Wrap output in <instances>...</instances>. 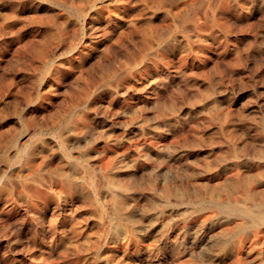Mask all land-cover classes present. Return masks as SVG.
Instances as JSON below:
<instances>
[{"label": "rangeland", "instance_id": "obj_1", "mask_svg": "<svg viewBox=\"0 0 264 264\" xmlns=\"http://www.w3.org/2000/svg\"><path fill=\"white\" fill-rule=\"evenodd\" d=\"M152 1L0 0V264H264V0Z\"/></svg>", "mask_w": 264, "mask_h": 264}, {"label": "bare ground", "instance_id": "obj_2", "mask_svg": "<svg viewBox=\"0 0 264 264\" xmlns=\"http://www.w3.org/2000/svg\"><path fill=\"white\" fill-rule=\"evenodd\" d=\"M147 1V0H146ZM149 1V0H148ZM154 1V0H153ZM152 1V2H153ZM166 0H158L157 1V5H159V7H161L163 4H164V2H165ZM225 0H178L177 1V3L174 5L175 6V9L177 10L176 12H175V17L176 18H178L179 19V17H181L182 15L180 14V10H182V12H184V15L185 16H183V18H188V17H190L191 16V14L193 13V12H195V11H197L198 9H204V11H205V19H207V12H208V10H211L212 9V7H214V6H216L218 3H220V2H224ZM228 1V0H227ZM229 1H231V0H229ZM236 1H241L242 3H244V5H245V3H248L250 0H236ZM260 1V0H259ZM151 2V3H152ZM154 3V2H153ZM228 3V2H227ZM239 3V2H238ZM257 3V2H256ZM259 3H261V2H259ZM264 3V2H263ZM147 4V3H146ZM221 4V3H220ZM231 4V3H230ZM253 4H254V2H253ZM150 5V4H149ZM235 5V4H234ZM237 5V4H236ZM243 5V6H244ZM252 5V4H251ZM256 5V4H255ZM232 6V5H231ZM239 6V5H238ZM259 6H261V5H259ZM249 7V6H248ZM252 7V6H251ZM221 8V7H220ZM235 8H236V6H235ZM94 9V8H93ZM156 9H157V7H156ZM201 9V10H202ZM247 9V8H246ZM243 10H244V8H243ZM251 10H253V9H251ZM250 10V11H251ZM203 11V10H202ZM246 11V10H245ZM256 11H257V9H256ZM198 12V11H197ZM219 12V11H218ZM247 12V11H246ZM254 12V11H253ZM196 13V12H195ZM202 13V12H201ZM243 13V12H242ZM242 13H240V14H242ZM244 14V13H243ZM251 14V13H250ZM218 15V14H217ZM248 15V14H247ZM219 16V15H218ZM222 16V15H221ZM244 16H246L245 14H244ZM196 17H197V15H196ZM200 17V16H199ZM215 17V16H214ZM217 17V16H216ZM256 17V16H255ZM202 18H204V17H202ZM201 18V19H202ZM168 20H169V18H167ZM200 19V18H199ZM214 19V18H213ZM177 20V19H176ZM197 21V20H196ZM200 21V20H199ZM202 21V20H201ZM209 21V20H208ZM166 22H167V20H166ZM206 22V21H205ZM221 22V21H220ZM181 23V22H180ZM204 23V22H203ZM151 24V23H150ZM179 24V23H178ZM170 25H171V23H170ZM180 25V24H179ZM161 26H163L162 24H161ZM164 26H165V24H164ZM169 26V25H168ZM222 28H224L223 26H221ZM221 27H220V29H221ZM226 27V26H225ZM163 29V28H162ZM205 29V28H204ZM149 30V29H148ZM155 30V29H154ZM169 30V29H168ZM167 30V31H168ZM227 30H229V29H227ZM241 30V29H240ZM253 30V29H252ZM156 31V30H155ZM170 31V30H169ZM239 31V30H238ZM246 31V30H245ZM224 32H226L227 33V31L225 30ZM253 32V31H252ZM164 33H166V31L164 32ZM232 33H234V32H232ZM250 33V32H249ZM148 34V33H147ZM230 34V33H229ZM245 34H246V32H245ZM244 34V35H245ZM234 35V34H233ZM243 35V36H244ZM202 36V35H201ZM235 36H236V34H235ZM217 37V36H216ZM192 38V37H191ZM234 38H236V37H234ZM245 38V37H244ZM210 39V38H209ZM208 39V40H209ZM205 40V39H204ZM230 40H231V38L229 39V41H228V43L227 44H229V42H230ZM237 40V39H236ZM241 40V39H240ZM213 41V40H212ZM211 41V42H212ZM221 42V41H220ZM208 43V42H207ZM213 43V42H212ZM230 43H232V41L230 42ZM180 45V44H179ZM178 45V46H179ZM205 45V44H204ZM217 45V44H216ZM230 45V44H229ZM177 46V45H176ZM184 46H185V44H184ZM201 46H203V45H201ZM182 47V46H181ZM214 47V46H213ZM228 47V46H227ZM173 48V47H172ZM187 48V47H186ZM206 49V48H205ZM214 49H215V47H214ZM226 49V48H225ZM182 50V49H181ZM180 50V51H181ZM223 50V49H222ZM228 50V49H227ZM168 51V50H167ZM184 51H187L186 49L184 50ZM206 51V50H205ZM212 51H213V49H212ZM168 52H170V51H168ZM167 52V53H168ZM180 53V52H179ZM230 53H231V51H230ZM184 54V53H183ZM204 54V53H203ZM188 55H189V52H188ZM170 56V55H169ZM186 56V55H185ZM196 57V56H195ZM198 57V56H197ZM196 57V58H197ZM187 58H188V56H187ZM195 58V59H196ZM26 139V138H25ZM21 140H22V138H21ZM21 140H19L18 142H17V149L20 151V148H22L25 144L23 143V141H21ZM12 156V155H11ZM262 156V155H261ZM259 164V163H258ZM261 165V164H260ZM263 166V165H262ZM263 168V167H262ZM260 169H261V167H260ZM262 170V169H261ZM264 170V169H263ZM260 171V170H259ZM259 174V173H258ZM111 175H113V174H111ZM110 175V176H111ZM113 178H114V176H113ZM259 180V179H258ZM118 181V180H117ZM134 182V181H133ZM258 183H259V181H257ZM261 183H263V181L261 182ZM124 185H126L125 183H124ZM260 185V184H259ZM259 185H257V186H259ZM76 186V185H75ZM74 186V187H75ZM239 187V186H238ZM255 187V186H254ZM260 187V186H259ZM262 187V186H261ZM76 188V187H75ZM240 188V187H239ZM239 188H237L236 187V189H238V191L240 190ZM77 189V188H76ZM249 189V188H248ZM74 190V189H73ZM255 191H256V189H254ZM263 190V189H262ZM260 192H262V191H260ZM79 193V192H78ZM250 193V191H248L247 192V194H249ZM103 194V193H102ZM246 194V193H245ZM82 196V195H81ZM262 196H264L263 194H262ZM86 197V196H85ZM125 197V196H124ZM137 197V196H136ZM145 197V196H144ZM104 198V197H103ZM107 198H109V197H107ZM123 198V197H122ZM143 198V197H142ZM145 198H147V197H145ZM215 198H218V197H216L215 196ZM140 199V198H139ZM144 199V198H143ZM148 199V202H149V198H147ZM223 199V198H222ZM107 200V199H106ZM109 200V199H108ZM230 200V199H229ZM157 201V200H156ZM233 201H234V199H233ZM238 201V200H237ZM243 201V200H242ZM124 202H125V200H124ZM134 202V201H133ZM257 203H255L254 204V207L253 206H250L248 203H246V204H244L243 206H239V207H234V206H227L228 204H226V206H224V205H222V207H221V209H220V211H221V213H223V214H226V215H228V216H234V217H238L240 220H243V219H247V220H251L252 221V224H253V226H254V228H255V232H253V236H254V241H255V243H256V245H258V246H262L263 247V244H264V197H261L258 201H256ZM127 203V202H126ZM234 203H238V202H234ZM241 203V202H240ZM125 204V203H124ZM123 204V205H124ZM147 204V203H146ZM149 204V203H148ZM152 204V203H151ZM140 205H141V203H140ZM144 205V204H143ZM160 205V204H159ZM238 205V204H237ZM147 207V206H146ZM133 208H135V207H133ZM136 208H138L137 206H136ZM143 208H145L144 206H143ZM148 208V207H147ZM151 208H152V206H151ZM109 209V208H108ZM150 209V208H149ZM144 210H146V209H144ZM145 212V211H144ZM218 212V211H217ZM167 213V212H166ZM145 214H147L148 215V213L147 212H145ZM202 214H200V216H201ZM142 216V215H141ZM133 217V216H132ZM136 217V216H135ZM134 217V218H135ZM199 217V216H198ZM142 218V217H141ZM153 218V217H152ZM136 219V218H135ZM143 219H144V217H143ZM201 219H202V217H201ZM201 219H200V221H201ZM151 220V219H150ZM158 220V219H157ZM205 220V219H204ZM204 220H203V222H204ZM159 221V220H158ZM150 222V221H149ZM235 222V221H234ZM97 223V222H96ZM205 223V222H204ZM225 223V222H224ZM223 223V224H224ZM236 223V222H235ZM243 223V222H242ZM99 224V223H98ZM145 224V223H144ZM149 224V223H148ZM216 224V223H215ZM222 224V223H221ZM226 224H227V222H226ZM229 224V223H228ZM238 224V223H237ZM248 224V223H247ZM246 224V225H247ZM235 226H236V224H234ZM233 225V226H234ZM250 225V224H249ZM158 226V225H157ZM230 226V225H229ZM231 226H232V223H231ZM230 226V228H232ZM100 227V226H99ZM219 228H220V226H218ZM238 227V226H237ZM236 227V228H237ZM247 227H249L250 228V226H247ZM147 228H148V226H147ZM146 228V229H147ZM149 228H150V224H149ZM148 228V229H149ZM222 228V227H221ZM138 229H140V228H138ZM225 229H227V227L225 228ZM251 229V228H250ZM154 230V229H153ZM152 230V231H153ZM170 230V229H169ZM222 230V229H221ZM220 230V232H222ZM244 231L245 230V228L241 225V226H239V229H238V231ZM249 230V229H248ZM101 231V230H100ZM162 231V230H161ZM225 231H227V230H225ZM115 232H116V234H121L122 233V230H121V228H119L118 226L116 227L115 226ZM246 232V231H245ZM244 232V233H245ZM147 233V232H146ZM149 233V232H148ZM229 233V232H228ZM159 234H160V232H159ZM159 234H158V236H159ZM222 234V233H221ZM227 234V233H226ZM226 234H224V235H226ZM161 235V234H160ZM173 235H175V234H173ZM208 235V234H207ZM228 235V234H227ZM233 235V233L231 234V236ZM122 236V235H121ZM154 236H155V234H154ZM163 235H161V237H162ZM248 236H249V234H248ZM140 237V236H139ZM210 236H208V238H209ZM224 237V236H223ZM127 238H128V236H127ZM143 238V237H142ZM145 238V237H144ZM159 238V237H158ZM157 238V239H158ZM176 238V237H175ZM175 238L173 239V240H175ZM122 239H124V238H122ZM130 239V238H129ZM160 239V238H159ZM168 239V238H167ZM204 239V238H203ZM202 239V240H203ZM207 239V238H206ZM201 240V241H202ZM209 240V239H208ZM96 241H98V240H96ZM112 240H110V242H111ZM114 241V240H113ZM112 241V242H113ZM122 242L124 241V240H121ZM130 241V240H129ZM138 241V240H137ZM163 241V240H162ZM168 241V240H167ZM176 241H177V239H176ZM111 242V243H112ZM119 242V241H118ZM128 242V241H127ZM152 242V241H151ZM154 242V241H153ZM161 242V241H160ZM218 242V241H217ZM114 243V242H113ZM198 243V242H197ZM241 243L243 244L244 243V240L242 239L241 240ZM251 243V242H250ZM254 243V242H253ZM252 243V244H253ZM136 244V243H135ZM155 244H156V242H155ZM203 244H204V242H203ZM207 244V243H206ZM216 244V243H215ZM219 244V243H218ZM222 244V243H221ZM237 244V243H236ZM118 245V244H117ZM126 245H127V243H126ZM141 245H143V244H141ZM151 245V244H150ZM154 245V244H153ZM225 245H226V243H225ZM254 245V244H253ZM116 246V245H115ZM137 246H138V244H137ZM147 246H149V245H147ZM146 246V247H147ZM195 246V245H194ZM232 245H230V247H231ZM237 246V245H236ZM255 246V245H254ZM94 247V246H93ZM109 247V246H108ZM107 247V248H108ZM110 247H111V245H110ZM127 247V246H126ZM151 247V246H150ZM149 247V248H150ZM152 247H154V246H152ZM157 247V246H156ZM234 247V246H233ZM232 247V248H233ZM244 247V246H243ZM247 247V246H246ZM118 248V247H117ZM145 248V247H144ZM148 248V247H147ZM155 248V247H154ZM201 248H202V246H201ZM203 248H204V246H203ZM219 248H221V247H219ZM224 248V247H223ZM229 248V247H228ZM250 248V247H249ZM260 248V247H259ZM116 249V248H115ZM121 249V248H120ZM141 249V248H140ZM217 249V248H216ZM215 249V250H216ZM257 249V248H256ZM118 250V249H117ZM122 250V249H121ZM127 250V249H126ZM144 250V249H143ZM146 250V249H145ZM172 250V249H171ZM199 250V249H198ZM229 250V249H228ZM236 250V249H235ZM245 250V249H244ZM248 249H246V251H247ZM258 250V249H257ZM128 251V250H127ZM202 251V250H201ZM220 250H217V252H219ZM221 251H222V249H221ZM259 251V250H258ZM124 252V250L122 251V253ZM129 252V251H128ZM179 252V251H178ZM181 252V251H180ZM195 252V251H194ZM200 252V251H199ZM206 253H208L207 252V250L205 251ZM214 252V251H213ZM236 252V251H235ZM247 252H249V251H247ZM256 252V251H255ZM102 253V252H101ZM107 253V252H106ZM118 253H120V252H118ZM127 253V252H126ZM132 253V252H131ZM141 253V252H140ZM202 253V255H203V252H201ZM211 253V252H210ZM210 253H209V255H210ZM215 253V252H214ZM213 253V254H214ZM240 251L237 253L236 252V254H237V258L238 259H240V258H242V256L240 257ZM260 253V252H259ZM129 254V253H128ZM183 254V253H182ZM222 254V253H221ZM220 254V255H221ZM262 254V253H261ZM108 255V254H107ZM112 255V254H111ZM116 255H118V254H116ZM151 255V254H150ZM201 255V254H200ZM244 255V254H243ZM247 255H248V253H247ZM141 256V255H140ZM149 256V255H148ZM204 256H205V254H204ZM204 256H202V257H204ZM233 256V255H232ZM110 257V256H109ZM146 257V256H145ZM156 257V256H155ZM179 257V256H178ZM206 257V256H205ZM209 257V256H208ZM207 257V258H208ZM213 258L215 257V256H212ZM222 257V256H221ZM224 257V256H223ZM222 257V258H223ZM247 257V256H246ZM249 257V256H248ZM262 257V256H261ZM260 257V255H259V258H261ZM124 258V257H123ZM132 258V257H131ZM140 258V257H139ZM142 258V257H141ZM176 258V257H175ZM213 258H211V259H213ZM217 258H219V257H217ZM221 258V259H222ZM250 258V257H249ZM259 258H258V260H259ZM111 259V258H110ZM109 259V260H110ZM147 259V258H146ZM145 259V260H146ZM180 259V258H179ZM182 259V258H181ZM203 259V258H202ZM225 259V258H224ZM233 259V258H232ZM231 259V260H232ZM243 259V258H242ZM131 260H133V259H131ZM184 260V259H183ZM215 260H217V259H215ZM228 260H229V258H228ZM234 260V259H233ZM172 261V260H171ZM179 261V260H178ZM214 261V260H213ZM243 261H245V260H243ZM250 261V260H249ZM249 261H248V264H249ZM114 262V261H113ZM126 262V261H125ZM175 262V261H174ZM173 262V263H174ZM240 262H242V261H240ZM246 262H247V260H246ZM254 262V261H253ZM257 262H259L260 263V261H257ZM136 263V262H135ZM167 263V262H166ZM172 263V264H173ZM177 263H179V262H177ZM181 263L182 264H184L183 262H182V260H181ZM205 264H206V261L204 262ZM203 263V264H204ZM230 263V262H229ZM232 263V262H231ZM235 263V262H234ZM102 264V263H101ZM119 264V263H118ZM132 264H134V263H132ZM180 264V263H179ZM185 264H187V263H185ZM200 264V263H199ZM210 264H212V263H210ZM220 264V263H219ZM228 264V263H227ZM236 264H238V262L236 263ZM247 264V263H246ZM251 264V263H250ZM253 264V263H252ZM257 264V263H256ZM262 264V263H261Z\"/></svg>", "mask_w": 264, "mask_h": 264}]
</instances>
